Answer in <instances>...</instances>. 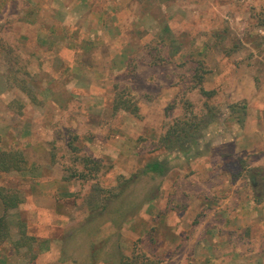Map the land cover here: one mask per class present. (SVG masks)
I'll use <instances>...</instances> for the list:
<instances>
[{"label": "rangeland", "instance_id": "1", "mask_svg": "<svg viewBox=\"0 0 264 264\" xmlns=\"http://www.w3.org/2000/svg\"><path fill=\"white\" fill-rule=\"evenodd\" d=\"M70 1L76 8L87 9L88 0ZM113 1L96 0L91 6L111 8ZM204 2L127 0L126 10L115 18L116 23L122 20L121 27L117 24L115 30L109 31L106 24L103 29V37L110 39L112 49L104 47L103 40L100 43L93 37L87 38L89 26L85 23L70 38L74 53L64 51L67 62L56 65L50 57L44 63L46 54L40 49L43 35L40 29L69 30L70 26L63 27L64 16L57 12L66 3L0 0V67L10 71L6 81L9 90L18 96L9 105L10 111L20 114L17 118L22 123L23 98L29 97L36 110L43 106L44 110L38 109L32 115L41 116L35 124L49 151L50 175L46 173L44 177L63 179L55 181L69 186L68 195L60 190L50 195L74 205L68 228L59 223L52 230L51 222L57 217L36 210L26 199L28 192L23 189L29 188L28 182L14 175L1 176L0 184L4 187L0 186L1 259L10 256L14 264H37L36 253L43 243L39 236L54 235L53 246L67 251L61 260L66 257L75 263L86 264L90 260L88 264H109L110 253L115 252L125 236L124 229L131 227L133 230L126 232L131 256L121 264L135 259L141 264H167L166 259L153 252L152 241L157 225L168 223L171 207L166 206L160 213L161 206L148 207L150 212L142 216L140 212L153 200L157 204H171L172 195L176 199L182 196L184 187L193 179L188 177L192 167L189 160L207 151L199 139L213 131L211 123L224 121L219 129L222 131L227 127L249 131L254 126L253 120L264 121V0H208V7L216 8V16L214 10L207 8L205 16L192 18V24L182 22L183 17L176 19L182 12L177 14L179 9L173 11V7ZM45 6L53 16L41 14ZM83 14L76 16L74 23ZM28 15L30 21L39 22L25 30L28 37L24 43L21 34L27 28ZM96 19L100 22L98 15ZM127 44L128 68L107 79L113 67L106 56L115 54L119 59L121 47ZM71 65L75 66L74 72ZM76 74L79 78H75ZM210 91L217 94L208 96L206 93ZM221 91H257V96L231 106L219 94ZM120 102L138 107V115L115 110ZM22 133L21 129L16 132ZM167 133L172 135L170 150L161 142ZM177 135L180 141L176 140ZM259 137L257 132L248 139L264 148ZM9 149V154L21 151L14 144ZM248 160L241 159L238 164L245 183V192L240 194L246 193L254 200L262 193L264 168L249 169ZM155 161L163 164L164 173L149 172L147 166ZM255 185L262 187L257 190ZM34 190L37 188L33 187ZM20 201H27L30 213L22 214L26 221L22 223L18 221V206L7 208ZM173 210L177 214L182 211ZM201 214L193 216L194 225L199 224ZM31 220L32 223L37 220L38 224L34 227L29 223ZM207 220L212 223L210 217ZM136 223L148 227L146 237L137 236L141 230L139 234L134 232ZM192 231L195 233L197 229ZM251 236L248 234V240L241 243L240 250L245 254L250 250L249 244L253 245ZM260 238L257 243L264 250V236ZM55 256H45L39 264L50 263Z\"/></svg>", "mask_w": 264, "mask_h": 264}, {"label": "crops", "instance_id": "2", "mask_svg": "<svg viewBox=\"0 0 264 264\" xmlns=\"http://www.w3.org/2000/svg\"><path fill=\"white\" fill-rule=\"evenodd\" d=\"M49 1L52 2L53 0ZM63 1L66 3L64 8L57 10V12H61V15L64 16L63 27L70 26V29L54 32L50 27L45 30H42L41 27L40 33L43 35H40V49L46 54L44 56V63H47L50 57L52 63L64 65L67 62L64 51L69 50L74 53L71 49L72 43L70 38L76 32H80V27L85 23L89 26L86 32L87 38L93 37L94 40L98 39L100 43V40H103L104 47L112 49L109 43L110 39L103 37V29L106 27L109 31L115 30L117 24L121 27L122 20L116 23L115 18H118L122 14V10H126L125 3L127 0H114L111 8L105 7L106 9L98 7L99 4L91 6L96 0H88L87 9L86 7L76 8L75 5L71 4L70 0ZM136 8L139 9L140 5L136 4ZM207 8L214 10L213 12L216 16V8L208 7V0L203 4L195 6L188 4L183 7H173V11L175 9L180 10H177V14L182 12L177 18L174 17V20L183 17L182 22L192 24V18L200 17L202 14L205 16ZM78 9L79 11L77 12ZM48 11V7L45 6L41 10V14H45L48 17L54 15V13L50 15ZM82 14L83 17L77 23H74V18ZM97 15L100 18V22L98 23L96 19ZM26 21L25 27L27 26V28H24L21 34L23 36V39H21L25 41L24 43H26V38L28 37L25 30H28V26L31 28V25H36L39 22L37 20L30 21V16ZM106 24L107 26H105ZM96 44L98 43L96 42ZM122 48V52L119 53V59H117L118 57L115 54L106 56V60L113 67L112 70L109 69V77L107 79L116 77V74H121L128 68L126 52H128L130 46L127 44ZM48 53L50 54L48 55ZM74 67L71 65V72H74ZM8 74H11L9 70L6 71L5 68L0 67V160L8 152L7 150H10V144H14L21 148L22 152H20L22 153L24 162L21 166V171H11L9 173L0 171V177L14 175L28 182L29 188L23 189L24 192H28L26 199L30 201L36 210H45L56 215V221L51 222L52 230L58 227L59 223L64 225V229H67V223L72 219L74 211L71 209L74 205L71 202L69 204L68 202L53 198L50 194L53 191L60 190L61 194L67 193L68 195L69 186L65 185L64 182L61 185L57 183V185L56 182L58 181L55 180H61V178L53 179L54 177H50V180H48L44 177L49 171V151L46 148L47 141L42 138L43 135L38 132L39 130L37 129L39 128L35 124V121L40 119L41 116L38 114L32 115V113L44 110V108L41 106L36 110V106L30 103L29 97L23 98L22 112L24 114V122L20 123L19 118H17L20 114H13L9 108V105L18 96L9 90V85L6 81ZM91 77L95 78V75L91 74ZM75 78H79V74H76ZM234 81L235 85L237 81ZM219 94L222 97L224 95L226 98L223 99L229 100L228 104L232 106L243 100L249 101L255 98L257 91H221ZM223 122L217 121L211 123L210 128H213V131H208L203 138L199 139V144H205L207 151L189 160L192 167L189 170L188 177H193V179L188 186L184 187L182 196L180 197L183 200L180 198L176 199V196L173 195L170 200L171 204L168 202L157 204L153 200L140 212L142 216L150 212L148 210L150 208L157 207L159 209L161 206L158 211L160 213L166 206H169L168 208L171 207L167 213L168 223L164 221V224L160 223L157 225L156 231L158 236L157 234L154 235L152 241L154 244L153 252L157 256L160 255L166 259L167 264H169L168 262H171V264H175V262H178L177 264H264V250L260 246V242L257 243L261 239V235L264 236V184L263 187L261 185L258 187L257 185L254 186V189L257 190L262 187V193L254 200L248 197L246 193L245 195H241V191L245 192V183L244 176L242 177V173L239 172L238 167L241 159H249V169L264 168V148L257 145L258 142L253 143L248 139L258 132V136H260L259 138L264 144V121L253 120L251 122L254 125L255 132L250 122L249 125L251 127H249V131L240 130V127H233L231 129L227 127L226 129L225 125V131L219 130L222 129L221 125H223ZM260 124H262L263 129L260 127ZM18 129H21L23 133L20 135L16 134ZM246 141H249V143ZM256 157H258L257 163L255 162ZM241 170L244 171V174L246 173L245 169ZM48 175L50 174L48 173ZM54 184L56 185L54 186ZM0 186L3 187L2 183ZM33 187L37 188L34 192L32 191ZM3 188L1 191H4ZM197 188H200V192L197 191ZM38 190L40 192H37ZM177 191L179 193V190ZM247 192L251 195L248 189ZM26 203L27 201L18 202L17 212H20L18 219L20 223L26 222L23 220V215L24 213H29L28 209H26ZM78 204L81 205V203ZM219 205H221L220 208H217ZM173 209H182V211L180 214H177ZM198 213H202L203 216L198 218L199 224L194 225L192 221L193 216H197ZM208 217H210L212 223L208 222ZM33 221L32 223L31 220L29 223L35 227L38 221ZM135 226L137 228L134 232L139 234V231H142L141 234H136L137 236H147L144 234L148 227L141 226L138 223ZM129 229L130 231L133 230L131 227H126L124 229L125 233H123L125 235L124 238L115 247V252L110 253L111 262L109 264H121L122 260L131 256L132 251H129L126 233ZM193 229H197V232L193 233ZM52 232L54 233V231ZM248 234H252L253 249L249 244L251 251L249 250L245 254L240 250V247L242 242L248 240ZM8 239L9 237H7V241ZM39 239L43 243H41V249L36 253V259L38 257L37 264L43 260V257L53 255H56L55 259L46 264H84L83 262L75 263L74 259L70 260L66 257L61 260V256H66L67 251L64 247L59 249V247L53 246L54 235L39 236ZM9 258L10 256L3 257V259L0 258V264H14Z\"/></svg>", "mask_w": 264, "mask_h": 264}, {"label": "trees", "instance_id": "3", "mask_svg": "<svg viewBox=\"0 0 264 264\" xmlns=\"http://www.w3.org/2000/svg\"><path fill=\"white\" fill-rule=\"evenodd\" d=\"M202 83V82H201ZM206 94H208V96H214L216 95V91H210L207 92ZM121 105H117V109L115 110H125V111H129L131 114H134L135 116L138 115L139 113V108L138 107H133V105L128 104V102H120ZM163 141L162 144L164 146V148L166 150H170L172 148V135L169 133H167V135L165 137H163L162 139ZM176 140L180 141V137L177 135L176 136ZM21 152H15L14 154H8V152L1 158L0 160V171L5 172V173H9L11 171H21V166L24 162L23 157L21 155ZM149 172L152 173H156V174H160V173H164V168H163V164L159 161H155L153 163H150L148 166ZM18 204H13V205H8L7 208H15L17 207ZM140 257H138L139 259ZM144 261L147 262V259L145 258ZM125 264H141L138 263V260L135 259V261L132 262H126ZM144 264H148V263H144Z\"/></svg>", "mask_w": 264, "mask_h": 264}]
</instances>
